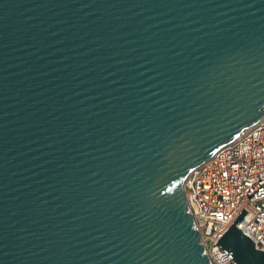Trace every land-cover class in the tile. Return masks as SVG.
I'll list each match as a JSON object with an SVG mask.
<instances>
[{
    "label": "water",
    "instance_id": "obj_1",
    "mask_svg": "<svg viewBox=\"0 0 264 264\" xmlns=\"http://www.w3.org/2000/svg\"><path fill=\"white\" fill-rule=\"evenodd\" d=\"M263 119L264 0H0V264H211L185 182Z\"/></svg>",
    "mask_w": 264,
    "mask_h": 264
},
{
    "label": "built area",
    "instance_id": "obj_2",
    "mask_svg": "<svg viewBox=\"0 0 264 264\" xmlns=\"http://www.w3.org/2000/svg\"><path fill=\"white\" fill-rule=\"evenodd\" d=\"M184 191L211 264H237L216 244L243 209L237 228L264 252V119L196 168Z\"/></svg>",
    "mask_w": 264,
    "mask_h": 264
}]
</instances>
